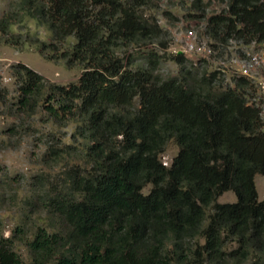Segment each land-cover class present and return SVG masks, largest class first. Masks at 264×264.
I'll list each match as a JSON object with an SVG mask.
<instances>
[{"label":"trees","instance_id":"16d2710c","mask_svg":"<svg viewBox=\"0 0 264 264\" xmlns=\"http://www.w3.org/2000/svg\"><path fill=\"white\" fill-rule=\"evenodd\" d=\"M150 1L17 0L0 20L8 36L33 19L51 34L49 43L35 38L39 53L82 69L77 83L58 85L18 63L13 95L0 91L17 118L36 120L20 129L41 127L43 147L25 193L8 198L20 218L10 236L0 232V264H264V200L254 182L264 177V122L254 85L231 75L230 86L204 58L143 48L162 35L145 15ZM204 34L212 51L230 41L264 47V0H227ZM163 59L178 76L160 77ZM170 141L178 151L166 166ZM226 192L235 203L216 202Z\"/></svg>","mask_w":264,"mask_h":264},{"label":"rangeland","instance_id":"374dc122","mask_svg":"<svg viewBox=\"0 0 264 264\" xmlns=\"http://www.w3.org/2000/svg\"><path fill=\"white\" fill-rule=\"evenodd\" d=\"M17 0H0V20L13 13L16 10L15 3ZM227 10V0H151L150 9L146 10L145 15L153 18L162 30V35L158 40L143 45V48L154 49L160 56H169L174 51L181 49L182 43L176 40H184L187 36L195 37L197 41H204L208 46L216 45L205 34L206 19L210 16L220 14ZM21 34L22 39H26L20 47L11 44L12 35ZM35 38L40 41L49 43L51 34L46 29L38 26L33 19H26L24 26L20 27L13 24L9 27V35L4 36L0 31V91L3 88L8 90V98L14 93V82L11 78L12 67L18 63L24 64L46 80L58 85H67L77 83L82 73L78 65L67 66L65 60H46L43 55L51 56L49 49L41 55ZM8 40V42H7ZM75 40L70 37L67 44H73ZM160 43H166L167 49H161ZM229 47H219L211 50L209 57L192 55L188 57L194 63L204 58L208 61L209 66H203L208 72L219 70L225 74L226 83L232 86L230 76L234 75L227 64L228 55L239 50V42L230 41ZM65 47V46H64ZM255 48H264L254 45ZM139 49H130L127 54L139 57L136 51ZM139 52V51H138ZM220 52L219 57L216 56ZM140 63V59H136ZM222 62H224L222 64ZM236 66L232 65L234 69ZM179 67L168 59H163L158 66L157 73L163 79L178 76ZM237 76V75H234ZM254 85V84H253ZM251 102L254 98H260L262 107H264V97H260L259 89L254 85ZM254 97V98H253ZM9 100V99H7ZM260 105V106H261ZM9 104L0 103V196H4V201L0 199V232L4 237L11 234L12 229L18 223L20 210L14 204L8 201V198L15 194H24L25 187L30 178L41 168V154L43 147L37 141L41 138L39 126L31 129L30 135H24L20 129L21 125L37 124L34 119L17 118L13 111L8 108ZM261 117L264 122V109L262 108ZM15 125L18 132L12 136H7L5 130L11 125ZM178 151L177 145L170 141L161 155L163 165L169 166L173 157ZM255 187L259 201L264 200V177L256 175ZM150 186L146 187L143 192L147 193ZM219 204H232L236 202V196L233 192H226L220 196L217 201ZM15 251L18 252L27 261V252L25 247L16 243ZM247 264V263H245Z\"/></svg>","mask_w":264,"mask_h":264},{"label":"built area","instance_id":"2783aa9c","mask_svg":"<svg viewBox=\"0 0 264 264\" xmlns=\"http://www.w3.org/2000/svg\"><path fill=\"white\" fill-rule=\"evenodd\" d=\"M176 41L182 43L181 49L174 51L176 53H181L188 57L192 55L209 57L211 54L212 48L204 41H197L195 37L187 36L184 40L179 39ZM238 45L241 46L239 50L228 55L227 64L234 75L250 80L259 89L260 97H264V48H255V43ZM232 65L236 67L232 69ZM253 102L260 109H264L260 98H254Z\"/></svg>","mask_w":264,"mask_h":264}]
</instances>
